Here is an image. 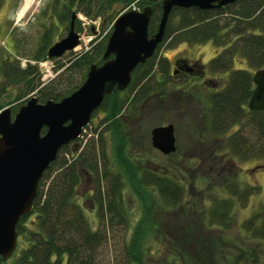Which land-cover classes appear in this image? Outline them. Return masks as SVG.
Returning a JSON list of instances; mask_svg holds the SVG:
<instances>
[{"label": "trees", "instance_id": "trees-1", "mask_svg": "<svg viewBox=\"0 0 264 264\" xmlns=\"http://www.w3.org/2000/svg\"><path fill=\"white\" fill-rule=\"evenodd\" d=\"M134 1L139 10L152 9L147 34L153 35L161 16V0H63V19H69L75 5V12L91 18L104 17L114 8V19ZM109 34L93 50L53 67L56 74L46 84L40 82L37 67L29 64L12 70L10 77L27 84V93L35 91L38 103L58 102L82 84L90 65L102 63ZM206 43L217 54L205 66L199 64L202 68L194 73L173 75L175 62L185 58L175 60L171 71L165 57L157 58L165 46L191 48ZM45 56L38 52L34 60H45ZM262 68L264 0H235L211 10L173 8L152 57L135 67L125 90L106 95L93 112L102 114L100 130L93 129L94 138L82 143L81 135L62 146L43 172L32 211L15 227L17 237H23L27 246L18 257L12 259L11 255L0 264H96L98 250L106 242V225L128 226L125 187L140 204L139 218L123 245L127 264H144L151 248L146 245L150 236H154L158 264H264V196L239 225L242 240L255 241L257 249L240 245L227 235L234 209L247 206L251 197L260 195L258 186L242 179L238 165L254 163L251 172L264 165V112L247 109L254 88L252 75ZM206 74L222 76L210 81ZM76 77L81 79L79 83H75ZM184 77L207 78L210 83L205 79L203 87L174 86ZM62 79L63 88H52ZM170 107L188 117L192 140L185 157L189 166H200L212 157L193 179H198L199 185V189L194 187L195 200H188V184L177 176V172L182 176L180 166H164V159L177 150L158 161L131 150L134 142L129 136L135 124L153 108L163 111ZM82 174L92 179L94 187L92 200L100 219L95 230L76 200ZM163 217L169 221L164 222Z\"/></svg>", "mask_w": 264, "mask_h": 264}, {"label": "water", "instance_id": "water-1", "mask_svg": "<svg viewBox=\"0 0 264 264\" xmlns=\"http://www.w3.org/2000/svg\"><path fill=\"white\" fill-rule=\"evenodd\" d=\"M235 0H161V16L156 32L148 36L152 9L128 11L114 21L101 56L100 65H90L82 84L58 102H37L30 98L11 118L10 109L0 111V260H7L16 248V225L32 211L39 180L55 160L58 150L79 138L112 91H123L131 81V73L151 58L161 43L168 16L173 8L211 10L232 4ZM71 15L66 36L46 51L48 59L59 58L78 45ZM175 70L191 72L186 60ZM253 90L247 102L249 111L264 112V68L251 78ZM42 129H45L42 134ZM151 147L162 155L175 152L174 127L155 126L150 130ZM255 169H264V165Z\"/></svg>", "mask_w": 264, "mask_h": 264}, {"label": "rangeland", "instance_id": "rangeland-1", "mask_svg": "<svg viewBox=\"0 0 264 264\" xmlns=\"http://www.w3.org/2000/svg\"><path fill=\"white\" fill-rule=\"evenodd\" d=\"M62 2L63 0H34L32 7L25 12L21 18H18L17 13L23 0H0V56L6 55L7 53L5 49L8 48L9 61L8 69L0 63V111L4 108H9L11 118H13L14 114L26 103V101L32 97H36L35 91L27 93V84L21 82V80H18L17 82L12 80V77H10L12 70L17 69V67L23 68L27 64L35 66L40 75V82L46 84L56 74L52 71L53 67L60 64L66 65L68 59L75 54L86 52L87 49L88 51H90V49L93 50L97 45L96 43H99V40L97 39H103L108 35L113 22L117 18H112L115 16L114 8L110 14L106 12L104 17L100 18L86 17L81 12H78L77 18L81 27L80 44L77 46L78 49L66 52L62 57L53 58L52 60L45 56V60L35 61L34 57L38 52L42 51L43 54L46 55L47 48L54 42L65 37L68 32L66 29L67 22H64L63 19L64 11ZM136 2L137 1L131 2L130 5L133 3L136 7L134 10L141 11L138 10L139 8L137 7ZM94 33L96 36L95 38ZM7 35L8 39H6ZM44 43L45 46L43 47ZM216 54L217 50L210 43L191 48L184 44H178L173 47L170 46V48L166 46L162 47L157 53V58L160 56L165 57L170 64L169 70L171 71L173 69V63L175 60H178V58H185L188 63L195 62L197 65L200 64L201 66H205ZM2 59L0 58V62ZM69 75L70 74H68V76ZM206 76L212 81L213 79H220L222 75L215 74L210 76L209 74H206ZM205 79L207 84H209L210 81L207 78L202 80L199 78L189 79L184 77V81H180L181 79L175 81L174 86L182 88L186 87L187 84H192L203 87V85L206 84ZM80 80L79 77H76L75 83H79ZM64 84V80L62 79L61 81L59 80L56 85L54 84L52 88L61 89L64 87ZM172 108L173 107H170V109L163 111L153 108L150 110L151 112L149 113L151 114L149 116H146L142 121L135 124L133 130H131L132 135L129 136V140L134 142L131 150L137 155H144L154 161L164 159L161 158L162 155L159 153L156 154V151L151 147L150 130L155 127V125H173L177 152L174 153L172 157L164 159V166L168 168L170 167V164H177L180 166L182 176H180L178 172L177 176L182 178L183 181L188 184V190L186 191L188 200H195L197 197L194 195L196 194L194 187L199 189V185L197 182L198 179L194 181L193 179L195 176L197 177L199 175V170L201 172L205 169L208 165V161L212 159V157H207V162L205 160H203V162L199 161L201 163L200 166H197L195 163L191 167L189 166V162L185 157V154L189 151L188 147L191 144L190 141L192 140L190 139V133L188 132V117L183 111L178 112ZM101 118V112L96 111L95 113H92L89 126H87V128L81 133V135H83V137L80 138L82 143H86V140H92L94 138L93 129L98 128V123ZM97 130L99 131L100 128ZM238 167L241 168V177L244 181L254 183L260 188V195L251 197L247 206L234 209L232 213V227L227 231V235L236 239L240 245L245 244L257 249L255 241L242 240L239 225L254 211L257 204L263 199L264 169L251 172L250 170L254 167V163L252 162L242 163L241 165H238ZM191 182L194 184L192 185ZM92 185V179L86 176V174H82L75 191L78 195L76 199L78 205H80L89 226L95 230L100 226V219L97 218V209L95 205H93L92 198L94 192L92 190H94V187ZM123 197L127 206L128 226L126 229H123L121 226L115 224L106 225V242L98 250L96 264H127L123 245L128 240L131 229L139 218L140 204L135 197H132L130 192H128L127 187L123 190ZM166 217H169L168 219H170V216L167 215ZM164 218L165 217L161 220L164 221ZM168 219L164 222H168ZM162 227H165L163 223ZM153 241L154 236H150L146 245L147 248H151L143 258L144 264H158L156 259L157 253H155L153 249L155 247ZM25 246L27 245L23 237H17L16 248L11 254L12 259L18 257Z\"/></svg>", "mask_w": 264, "mask_h": 264}, {"label": "flooded vegetation", "instance_id": "flooded-vegetation-1", "mask_svg": "<svg viewBox=\"0 0 264 264\" xmlns=\"http://www.w3.org/2000/svg\"><path fill=\"white\" fill-rule=\"evenodd\" d=\"M76 9H77V6L75 5L73 8H72V13L70 14V16H69V19H64V22L66 21L67 22V26H66V29H67V31H68V29H69V23H70V19H71V15L73 14L74 15V20H73V24H72V28H73V32H74V34L77 36V40H78V45L80 44V33H81V27H80V23H79V20H78V18H77V13L78 12H75L76 11ZM102 25H103V23H102ZM96 36H95V33H94V38H95ZM64 38V37H63ZM62 38V39H63ZM106 38V36L102 39H97V40H99L98 42L99 43H96L97 45L96 46H98V45H100L103 41H104V39ZM6 39H8V35H7V37H6ZM59 40H61V39H59ZM58 40V41H59ZM57 41V42H58ZM107 42V41H106ZM55 43V42H54ZM106 45V44H105ZM51 46V45H50ZM49 46V47H50ZM48 47V48H49ZM47 48V49H48ZM5 51H6V55H1L0 56V58L2 59V61L0 62L1 64H2V66H4V67H6V69H8V48H6L5 49ZM66 53V52H65ZM64 53V54H65ZM63 54V55H64ZM62 55V56H63ZM61 56V57H62ZM102 56V55H101ZM187 62V61H186ZM0 64V65H1ZM178 64L179 65H182V63H180L179 61H178ZM187 64L189 65V66H191V71L194 73L195 71H199L200 69L199 68H202L200 65H197V64H194V63H188L187 62ZM198 66H200V67H198ZM176 71V70H175ZM179 71H181V70H178L177 72H179Z\"/></svg>", "mask_w": 264, "mask_h": 264}, {"label": "bare ground", "instance_id": "bare-ground-1", "mask_svg": "<svg viewBox=\"0 0 264 264\" xmlns=\"http://www.w3.org/2000/svg\"><path fill=\"white\" fill-rule=\"evenodd\" d=\"M33 3H34V0H23V3H22V5H21V7H20V9H19V11H18V13H17V17L18 18H21L24 14H25V12H27L31 7H32V5H33ZM132 8V5H127L126 6V8L124 9L126 12H128V11H130V10H132L131 9ZM119 16V15H118ZM117 16V17H118ZM106 37H107V35H106ZM109 37V36H108ZM108 39V38H107ZM76 49H78V47H75V49L74 50H76ZM55 59V58H54ZM156 151V150H155ZM157 152V151H156ZM157 153H159V152H157ZM160 154V153H159ZM160 155H162V154H160ZM170 155V154H169ZM162 156H168V155H162Z\"/></svg>", "mask_w": 264, "mask_h": 264}, {"label": "built area", "instance_id": "built-area-1", "mask_svg": "<svg viewBox=\"0 0 264 264\" xmlns=\"http://www.w3.org/2000/svg\"><path fill=\"white\" fill-rule=\"evenodd\" d=\"M131 5H132V8H131V9L134 10V8H135L134 4L132 3ZM42 66H43V65H42Z\"/></svg>", "mask_w": 264, "mask_h": 264}]
</instances>
